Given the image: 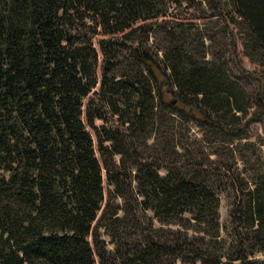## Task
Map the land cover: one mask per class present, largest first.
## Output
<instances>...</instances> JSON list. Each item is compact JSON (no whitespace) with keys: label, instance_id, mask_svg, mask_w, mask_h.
<instances>
[{"label":"trees","instance_id":"16d2710c","mask_svg":"<svg viewBox=\"0 0 264 264\" xmlns=\"http://www.w3.org/2000/svg\"><path fill=\"white\" fill-rule=\"evenodd\" d=\"M156 2L0 0V264H100L95 221L106 198L105 173L115 194L126 199L120 185L130 173L110 163L115 153L138 151L125 132H141L149 123L161 128V107L227 131L218 124L221 118L242 109L234 84L219 68L198 65L177 50L159 60L139 44L98 38L153 13ZM231 2L264 60V0ZM117 43L136 63L120 76L113 74ZM173 153L194 154L185 146ZM157 163L140 161L133 174L143 208L166 221L193 212L200 225L214 221L211 235L217 236L218 201L190 176L202 163L167 168L165 175ZM244 194L231 212L228 258L260 264L249 256L264 244V177ZM197 231L171 240L134 238L117 264H162L163 253H173L167 264H227L223 254L207 251L209 232Z\"/></svg>","mask_w":264,"mask_h":264},{"label":"rangeland","instance_id":"374dc122","mask_svg":"<svg viewBox=\"0 0 264 264\" xmlns=\"http://www.w3.org/2000/svg\"><path fill=\"white\" fill-rule=\"evenodd\" d=\"M152 12L131 22L123 31L101 33L98 38L113 37L118 42L139 44L149 48L159 60L177 50L198 65L219 68L234 84L242 109L232 110L231 115L221 120L217 113H212V118L220 120L218 124L227 131L208 121L181 115L176 109H160L159 106V115L164 121L161 128L149 123L141 132L125 130L135 141L138 151L115 153L110 163L113 169L130 173L120 185L126 190V199L115 194V184L109 182L105 173L106 198L95 221L99 230V245L94 243L96 257L100 264H117L121 252L134 238L151 234L171 240L182 237L186 230L194 234L198 230L199 234L209 232L208 237H213L207 250L212 256L223 254L221 258L227 260V264H237L238 260H229L226 248L234 233L231 212L245 197L246 190L264 177V60L251 40L248 23L231 0H157ZM113 50L112 54H116L118 60L114 75L120 76L130 68H136L134 59L122 43H117ZM101 72L99 69L100 79ZM98 88L99 85L95 87ZM198 104L204 105L203 102ZM103 122L97 119L96 125L101 126ZM89 129L98 143L95 128L89 126ZM184 146L194 154L185 157L173 153L183 151ZM140 161L158 162L161 175L168 173L167 168L202 163V168L194 167L192 170L196 171L190 176L206 184L218 201V235H211L216 231L214 221L200 225L193 218V212L175 215L166 221L153 210L143 208L141 196L136 192L139 180L133 178ZM116 207L118 210L114 213ZM172 256L173 253H163L162 264L170 262ZM249 258L264 264V244L254 247Z\"/></svg>","mask_w":264,"mask_h":264}]
</instances>
